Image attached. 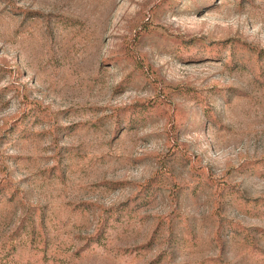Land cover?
Here are the masks:
<instances>
[{
	"label": "rangeland",
	"instance_id": "obj_1",
	"mask_svg": "<svg viewBox=\"0 0 264 264\" xmlns=\"http://www.w3.org/2000/svg\"><path fill=\"white\" fill-rule=\"evenodd\" d=\"M0 264H264V0H0Z\"/></svg>",
	"mask_w": 264,
	"mask_h": 264
}]
</instances>
